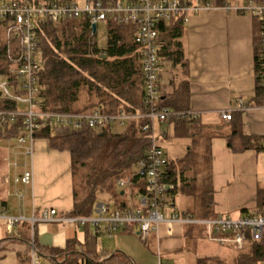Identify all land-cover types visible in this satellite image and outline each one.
Segmentation results:
<instances>
[{
    "label": "crops",
    "instance_id": "0c3cea01",
    "mask_svg": "<svg viewBox=\"0 0 264 264\" xmlns=\"http://www.w3.org/2000/svg\"><path fill=\"white\" fill-rule=\"evenodd\" d=\"M187 1L198 3L201 8L189 14L184 24L181 37L182 60L175 61L167 56L161 64L159 83L164 107L171 110H191L195 112L196 117L192 123L175 119L157 125L159 141L165 150L167 142L172 148L176 145V140L191 138L196 142L195 148L199 146L200 149L203 139L208 138L209 146L206 152L215 148L216 141L228 151L245 152V144L242 143L251 140L255 146L246 148V152L255 151L257 155H262L264 104L259 103L257 99L256 74V39L260 32V19L246 11L225 8L226 4L243 7L248 0ZM240 98H244V107ZM223 111L231 112L232 118L223 119ZM15 137L0 139V142L5 144V147L0 149V203L5 202L4 210L15 215L23 214L27 218H39L44 212L54 208L56 220L36 221L34 224L27 222L24 227L15 226L12 230L0 225V264H19L18 253L27 249L25 242L10 241L12 234L28 235L29 239L31 238L30 258L34 241L42 248L64 249L69 241L84 242L87 236L92 234L91 231L97 234L98 250V240L102 235L117 236L111 249L107 251H120L137 264H155L159 254L168 264H198L199 257L207 255L199 253L197 249L199 241L202 240H185L183 228L169 235L165 227L161 226L158 232L150 234L144 240L137 228L130 231L120 229L107 234L95 225L86 227L70 220L72 216L69 213L73 211L75 204L70 151L51 148L47 138L38 137L33 157L30 158L32 183L28 186L16 185L13 179L14 168L11 165ZM189 149L193 153V162L188 171L194 172L197 164L195 151L187 147V152ZM165 152L170 161H178L185 156L176 153L173 155L166 150ZM180 166L181 164L178 165ZM186 183L195 187L196 182L191 181L189 177ZM185 184L179 183L175 194L169 195L170 207L193 214L204 215L208 210L214 213L212 198L194 204V209L179 208L177 197L180 193L188 196H195L196 193L195 189L192 190L191 186ZM256 188L255 207L252 210L258 207L259 201L264 197V183L258 184ZM16 190L23 193V199L16 195ZM142 195L138 193L133 197L124 196L119 199L109 195V198L103 200L114 208L120 207V202L125 204L123 206H138ZM246 210L249 209L244 207L241 213L235 216L246 213ZM39 258L42 264L57 263L55 258L49 255Z\"/></svg>",
    "mask_w": 264,
    "mask_h": 264
},
{
    "label": "trees",
    "instance_id": "16d2710c",
    "mask_svg": "<svg viewBox=\"0 0 264 264\" xmlns=\"http://www.w3.org/2000/svg\"><path fill=\"white\" fill-rule=\"evenodd\" d=\"M17 1L38 4L42 0ZM184 24L183 18L158 24L161 64L167 56L175 61L182 60L181 37ZM5 25L6 20L0 19V76L13 82L15 76L10 74L13 63L4 35ZM104 26L107 44L101 47L96 38L97 32L93 33L91 22L86 17L63 19L55 23L48 20L39 22L38 80L40 99L45 109L63 112L100 110L109 114L145 113L149 109L144 99L142 52L140 45L135 41V26L118 24L111 20ZM256 40L257 99L259 103L264 104V78L260 72L262 47L259 36ZM17 106L15 102L0 99V107ZM159 106L164 107L161 98ZM175 119L178 118L172 120ZM180 120L192 123L195 118L187 119L185 116L180 117ZM146 122V118H134L126 120L123 125L98 128L88 123L78 129L65 126L43 127L35 133L37 138H47L51 148L68 150L71 153L75 204L73 211L69 213L70 216L93 215L99 192L109 194L115 199L133 197L135 192L145 194L146 180L140 175L139 167L150 144V134L144 129ZM22 126V118L16 123L0 126V139L17 136ZM229 144L233 147L231 142ZM242 144H245L244 149L255 146L251 140ZM192 154L189 149L179 162L169 159L164 177L175 186L170 194H175L179 183L185 184L188 180L186 173L192 167ZM118 180H128L129 183L120 187ZM193 180L194 178H191V181ZM185 185L192 187L190 183ZM118 204L122 207L125 205L121 202ZM4 205L5 202L0 203V209H4ZM263 212L264 197L255 210H246V213L251 214ZM211 214L208 210L203 217ZM26 223L27 221H24L17 226L24 227ZM182 228L185 240L206 239V233L200 226L186 224ZM131 229L132 227L125 228L129 231ZM91 233L84 242L69 241L64 249L42 248L35 241L33 246L39 256L54 257L56 264H137L120 251L102 253L97 248V234L92 231ZM12 236L10 241L27 243L26 251L18 253L19 264H32L29 254L31 238L29 239L28 235ZM229 253L226 256H200L198 264H261L264 260V240L251 241L245 251Z\"/></svg>",
    "mask_w": 264,
    "mask_h": 264
},
{
    "label": "built area",
    "instance_id": "2783aa9c",
    "mask_svg": "<svg viewBox=\"0 0 264 264\" xmlns=\"http://www.w3.org/2000/svg\"><path fill=\"white\" fill-rule=\"evenodd\" d=\"M201 6L187 0H85L79 6L78 0H42L38 4L8 0L0 1V19L7 22L11 41L16 44V54L9 56L15 68L13 82L0 76V99L17 103V108L0 107V126L16 123L22 118V128L12 145L14 182L28 186L33 180L31 159L35 150V133L43 128L65 126L81 128L85 123L98 128L106 125H123L126 120L146 118L144 129L150 134V144L145 158L140 162L139 173L146 180V192L138 206L114 208L105 200L98 201L93 215L69 218L80 225H95L100 231L112 234L128 227L137 228L143 239L158 232L164 226L169 235L176 233L186 224L200 226L206 239L224 246L244 250L251 241L264 240V212L262 214L243 213L238 216L214 215L196 216L195 214L172 209L170 191L175 187L164 177L169 158L159 141L156 126L180 117L195 118L191 110H171L159 106L161 98L158 24L175 22L180 18L186 22L189 14L197 12ZM228 10H242L260 19L259 32L261 52V75L264 78V0H248L243 7L226 4ZM86 17L93 23L105 25L109 20L118 24L135 26V41L140 45L143 62L145 113L109 114L100 110L90 112H63L45 109L40 99L38 71L40 69L39 39L37 27L40 21L58 22L63 19ZM244 98H240L242 106ZM244 107V106H243ZM223 119L230 120L231 112H221ZM120 187L128 180H118ZM23 199V193L16 190ZM56 210L52 208L39 218H27L23 214H12L0 209V225L8 230L22 222L54 221ZM32 264H42L35 249L32 251ZM155 264H168L159 258ZM261 264H264V260Z\"/></svg>",
    "mask_w": 264,
    "mask_h": 264
},
{
    "label": "rangeland",
    "instance_id": "374dc122",
    "mask_svg": "<svg viewBox=\"0 0 264 264\" xmlns=\"http://www.w3.org/2000/svg\"><path fill=\"white\" fill-rule=\"evenodd\" d=\"M78 4L81 7L84 6L85 0H78ZM4 28L9 56H13L16 54V44L11 41L7 22ZM96 38L101 47L106 46L107 34L106 27L103 24L98 25ZM13 68H15L14 65ZM10 74L12 73L10 72ZM205 136L207 135H204V137ZM216 142L217 144L215 148L211 151L208 150L209 152H206L207 147L209 146L208 138L203 139L202 147L200 149L199 146H197V149L195 148L196 142H193L191 138L176 140V145L172 148L168 142L166 143L165 150L173 155L175 153L177 155H186L187 147H191L195 151V161L197 162L195 166L196 170L194 172L188 171L186 173L188 178H194V181L196 182L194 187V191L196 192L195 196H188L180 193L177 197V205L179 208L190 207L191 209H194V204L196 205L201 201H208L209 198H212L214 202V213L210 216L221 214L234 217L241 213V209L244 207L248 208V211H252L255 207L256 187L258 184L264 183V152L262 155L259 153L257 155L255 151L246 152L247 149L244 150L245 152H243V150L228 151L219 141ZM3 147H5V144L0 142V149ZM136 194L137 192H135V195ZM105 198H109V194L97 193L98 201ZM14 199L17 201V197L14 196ZM195 215L203 216L201 213H196ZM116 237L117 236L108 237L107 235H102L98 240L99 250L102 253L110 250L111 245H113L112 242L116 240ZM197 249L199 250V253L202 254L220 256H226L230 254L229 252L233 251H241L234 249L233 247L221 245L217 242H211L207 239L199 241Z\"/></svg>",
    "mask_w": 264,
    "mask_h": 264
},
{
    "label": "water",
    "instance_id": "95a60500",
    "mask_svg": "<svg viewBox=\"0 0 264 264\" xmlns=\"http://www.w3.org/2000/svg\"><path fill=\"white\" fill-rule=\"evenodd\" d=\"M91 27H92L93 33L97 32V24L96 23H93Z\"/></svg>",
    "mask_w": 264,
    "mask_h": 264
},
{
    "label": "bare ground",
    "instance_id": "6f19581e",
    "mask_svg": "<svg viewBox=\"0 0 264 264\" xmlns=\"http://www.w3.org/2000/svg\"><path fill=\"white\" fill-rule=\"evenodd\" d=\"M8 63V62H7Z\"/></svg>",
    "mask_w": 264,
    "mask_h": 264
}]
</instances>
